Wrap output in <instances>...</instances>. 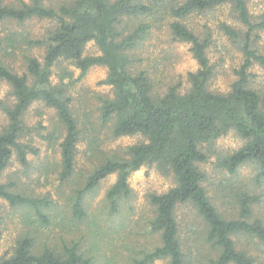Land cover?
Segmentation results:
<instances>
[{
	"label": "trees",
	"instance_id": "16d2710c",
	"mask_svg": "<svg viewBox=\"0 0 264 264\" xmlns=\"http://www.w3.org/2000/svg\"><path fill=\"white\" fill-rule=\"evenodd\" d=\"M226 7L235 23L219 20L217 29L241 51L242 62L233 71L235 79L229 91L221 92L211 89L217 72L209 57L215 45L214 31L196 20L214 19ZM34 19L53 24L40 35L21 29L0 36V81L9 85L13 98L0 101L7 118L0 132V179L15 154L27 166L28 152L38 153L21 141L30 131L25 116L37 102L56 111L63 129L61 159L55 165L58 180L64 184L77 179V148L85 135L64 80L71 73L66 72L56 84L52 81L54 67L63 62L80 69V78L92 66L106 67L104 83L112 87L113 97L100 99V125H111L114 139L139 135L143 141L128 146L125 155L104 153L105 158L82 176V186L68 197L58 193L63 203L50 193L22 189L19 178L0 182V199L19 210L23 218L19 237L10 253L0 255V264H100L107 254L103 250L105 226L98 216L91 215L86 198L104 179L117 173L106 193L103 213L120 215L123 202L132 198L129 178L143 167H155L172 177L175 185L162 194L150 193L154 215L148 227L157 240L126 264H154L164 258L169 264H195L193 258L199 255L209 264H264L239 246L245 237L264 248V217L256 212L262 203L257 190L264 186V85L253 73L255 66L264 69V49L258 45L264 33V11L253 15L249 0H0V23L23 27ZM160 33L190 45L199 67L188 73L190 87L185 91L183 79L170 73L169 82L157 88L151 74L140 65L143 59L135 49ZM90 42L101 54L84 55ZM35 50L43 51L42 59ZM39 129L44 127L39 125ZM231 131L246 142L220 157L219 167L236 175L251 163L257 174L254 185L237 193L229 189L235 210L226 213L209 196L200 165L208 162L217 140ZM58 135L40 136L54 140ZM184 208L199 225L187 227L189 237L178 220L179 210ZM121 224L115 228L117 235L126 226L123 221ZM54 232L58 234L53 236ZM3 233L0 218V241ZM107 262H111L109 257Z\"/></svg>",
	"mask_w": 264,
	"mask_h": 264
},
{
	"label": "rangeland",
	"instance_id": "374dc122",
	"mask_svg": "<svg viewBox=\"0 0 264 264\" xmlns=\"http://www.w3.org/2000/svg\"><path fill=\"white\" fill-rule=\"evenodd\" d=\"M6 3H19L21 0H4ZM29 2L30 0H24ZM249 9L253 15H258L264 11V0H249ZM235 22L229 16V8H224L216 13L211 19L200 17L196 22L200 25L209 24L214 31L215 45L209 51L211 62L216 66V77L211 82V89L227 92L232 81L235 79L234 69L242 62L241 51L234 46L227 37L217 29L218 21ZM53 23L46 20L34 19L26 23L23 27L8 22L0 23V36L6 35L11 30H28L29 32L40 35ZM259 41L260 47L264 49V33ZM136 55L143 59L140 63L145 70L151 74L155 80L157 88L169 82L167 75L181 77L184 81L183 90L190 86L187 83V75L198 69V64L190 52V45L187 43L171 41L166 33L155 34L140 48L135 49ZM35 54L42 59L43 51L35 50ZM101 54L94 42L87 44L84 50L85 56H98ZM20 67V62L17 64ZM169 69V70H168ZM22 73V70H19ZM71 73V77L64 79L69 84V94L73 98L72 106L75 108L78 118L81 120L82 130L81 142L77 148V179L75 177L67 183L61 184L58 180V171L55 165L60 162V143L63 129L59 123L56 111L47 107L42 102L33 104L25 120L30 129L28 134L21 140L24 144L36 149L38 153L27 154L29 164L23 166L15 154L8 169L2 174L0 182L5 183L10 179L19 178L22 189H27L35 194H48L52 198L59 199L63 203L64 198H60L59 192L68 197L72 190L82 186V176L86 171L105 158L104 153H115L125 155L128 146L138 144L143 141L139 135L124 136L117 139L111 137V125L101 126L99 121V108L102 97H113V89L105 84L108 69L104 66H92L87 73L80 78L81 70L74 67L69 62H63L54 67L52 81L56 84L65 73ZM253 73L257 75V81L264 85V69L255 66ZM176 78V79H177ZM13 101L10 96V87L6 82L0 81V101ZM7 125V118L0 108V132ZM39 125L44 127L39 129ZM59 132L58 138L43 139L40 135ZM87 134L89 136H87ZM245 140L234 131L219 138L209 154V160L201 166L206 174L204 186L212 201L219 210L232 213L235 210L234 200L228 193L230 188L239 192L243 187L255 184L257 170L251 163L240 168L238 174L232 175L219 167L218 159L223 155H229L240 149ZM43 165V166H42ZM42 166V168H39ZM117 173L104 179L97 190L89 194L86 198L91 215H96L105 227L106 239L103 243V250L107 254L103 255L100 264H126L133 255H137L142 249H151L157 237L149 233L148 222L153 217V207L149 202L150 193L162 194L172 188L174 180L172 177L161 174L155 167H143L134 172L129 178V185L132 190V198L122 204L121 214L109 217L103 213L104 199L107 191L116 182ZM257 187V185H255ZM257 193L261 196L262 203L256 212L264 217V186H260ZM228 195V197H227ZM178 220L185 233L190 224L199 226L197 220L189 209H180ZM106 214V215H105ZM0 218L4 221V233L0 241V255L10 253L14 247L20 231L22 229V213L10 207L9 203L0 199ZM92 219V218H91ZM124 222L126 226L115 234L117 225ZM122 225V224H121ZM86 225H82L85 227ZM187 232V233H186ZM58 234L54 232L52 235ZM239 246L247 249L250 254L264 261V248L255 241H250L245 237L239 240ZM195 242H190L193 245ZM209 252V249L207 250ZM203 253V249H202ZM108 257L111 262L108 263ZM195 259V264H209L207 258L200 255ZM154 264H169V259L157 260Z\"/></svg>",
	"mask_w": 264,
	"mask_h": 264
}]
</instances>
